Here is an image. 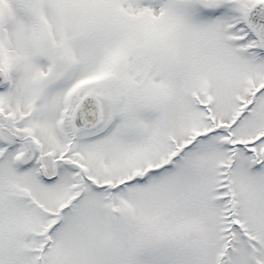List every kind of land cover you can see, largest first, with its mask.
Here are the masks:
<instances>
[{
	"label": "snow or ice",
	"instance_id": "1",
	"mask_svg": "<svg viewBox=\"0 0 264 264\" xmlns=\"http://www.w3.org/2000/svg\"><path fill=\"white\" fill-rule=\"evenodd\" d=\"M0 264H264V0H0Z\"/></svg>",
	"mask_w": 264,
	"mask_h": 264
}]
</instances>
